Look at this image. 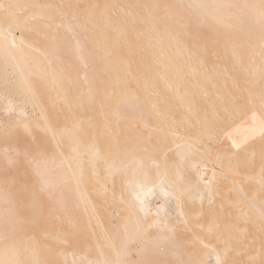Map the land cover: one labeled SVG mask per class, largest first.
<instances>
[{"label": "bare ground", "instance_id": "1", "mask_svg": "<svg viewBox=\"0 0 264 264\" xmlns=\"http://www.w3.org/2000/svg\"><path fill=\"white\" fill-rule=\"evenodd\" d=\"M2 72L0 264H264V0H0Z\"/></svg>", "mask_w": 264, "mask_h": 264}, {"label": "rangeland", "instance_id": "2", "mask_svg": "<svg viewBox=\"0 0 264 264\" xmlns=\"http://www.w3.org/2000/svg\"><path fill=\"white\" fill-rule=\"evenodd\" d=\"M6 71V70H5ZM10 73V70L7 68V72L6 75ZM0 75H4V73L2 72V74L0 73ZM13 87L11 84H2V80H0V91H3V93H5L6 96L11 97L13 100L17 101L18 104H20V106H23L27 112V115H32L33 114V108L31 107V105L26 101H23V98L19 97L13 90ZM25 99V98H24ZM8 117L4 114L3 111L0 112V119L4 120L7 119Z\"/></svg>", "mask_w": 264, "mask_h": 264}]
</instances>
